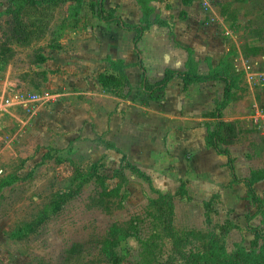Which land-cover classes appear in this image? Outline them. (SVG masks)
<instances>
[{
    "label": "rangeland",
    "instance_id": "obj_1",
    "mask_svg": "<svg viewBox=\"0 0 264 264\" xmlns=\"http://www.w3.org/2000/svg\"><path fill=\"white\" fill-rule=\"evenodd\" d=\"M92 1L84 0L77 18L70 3L29 9L24 20L32 37L25 45H11L13 57L0 60V264H114L115 256L122 264H187L185 256L201 243L187 237L188 233L213 230L222 235L227 224L229 232L223 235L227 250L233 252L236 245L249 249L252 229L262 227L261 216L216 217L213 207L206 213L197 206H185L178 200V191L174 196L164 185L156 188L148 171L133 164L120 148V156L104 154L113 148L119 152L116 140L85 136L76 111L80 108H73L72 120L65 117L72 98L56 88L60 71L37 59L50 51L52 33L63 23L67 27L62 39L80 24L86 30ZM194 1L203 9L216 8L224 19L223 36L234 54L233 73L240 77L233 93L241 98L251 88H264V0ZM8 8L9 0H0V45L7 39ZM28 90L48 91L54 98L37 105L32 113L5 107L9 95ZM217 91L212 90V95ZM126 93V87L113 92L121 98ZM77 173L84 179L81 192L52 214L49 206L54 196L66 191ZM157 192L174 197L169 230L163 216L166 206L153 204L158 201ZM45 211L49 217L35 233L21 241L12 237ZM117 228H133L132 236L110 246L108 254L105 242L117 239L116 233L111 235Z\"/></svg>",
    "mask_w": 264,
    "mask_h": 264
},
{
    "label": "crops",
    "instance_id": "obj_2",
    "mask_svg": "<svg viewBox=\"0 0 264 264\" xmlns=\"http://www.w3.org/2000/svg\"><path fill=\"white\" fill-rule=\"evenodd\" d=\"M149 6L154 10L152 25L136 45L134 31L107 24L93 13L85 31L80 24L71 35L59 39L61 49L52 48L50 42L45 63L60 71L56 88L72 98L65 117L72 120L73 108H80L76 111L82 118L81 132L115 139L119 152L113 148L104 154L127 153L133 164L148 171L156 188L164 185L175 196L184 183L186 194L178 200L185 206H197L206 213L213 207L216 217L255 215L257 206L248 200L247 181L257 180L253 189L264 201V177H258L264 175V120H255L257 109L264 107V88L235 96L222 111V120L234 123L238 130L236 141L227 147L233 172L230 157L207 144L206 125L216 119L206 116L223 101L224 81L196 82L185 90L182 79L175 77L152 97L143 87V68L155 84L166 70L184 72L189 51L199 62L201 75L217 68L231 48L223 36L224 19L216 8L203 9L194 0L189 4L151 0ZM104 9L114 10L126 24H143L137 0H104ZM108 58L125 66L123 72L132 86L126 98L106 93L99 82L102 73L120 75L108 66ZM212 90L218 92L216 96Z\"/></svg>",
    "mask_w": 264,
    "mask_h": 264
},
{
    "label": "trees",
    "instance_id": "obj_3",
    "mask_svg": "<svg viewBox=\"0 0 264 264\" xmlns=\"http://www.w3.org/2000/svg\"><path fill=\"white\" fill-rule=\"evenodd\" d=\"M150 1L151 0H137L143 12V24L135 26L126 24L121 18L116 16L114 10L106 12V10L104 9V0H99L98 3H92L90 5V9L95 17L99 18L107 24L114 23L118 26L123 27L124 29L134 31L136 33V36L134 37V43L136 45L140 41L144 32L148 30L152 25L150 17L154 10L149 6ZM192 1L193 0H184L185 4H189ZM83 2L84 0H9L8 14L10 16V19L7 22V39L3 45H0V60L10 59L13 57L14 51L11 48V45H25L32 37L31 28L24 20V17L29 9H38L44 6L57 7L70 3L74 4L72 7V10L74 11L73 16L77 18L79 16L80 8L83 5ZM66 27L67 24L63 23L61 25V28L58 29L57 32L54 31L52 33V48L61 49L59 39L61 38L60 36L62 35V32ZM233 56V52L229 51V53L225 56V58L217 68L211 67L208 74L201 75L199 73V62L194 59L192 51H189V59L186 63L184 72L166 70L164 77L155 84L150 83V81L148 80L142 62H138V64L143 68L144 71L143 87L145 89V92L148 93L151 97L157 92L164 91L168 84L175 77L182 79L185 90H187L190 85L196 82L221 80L226 83L223 101L217 104V108L213 113H210L206 116L207 118L216 119L214 123L206 125L207 144L210 147H213L219 154H224L230 157L229 167L234 172V165H232L233 161L227 147L229 145H232L236 141L238 137V130L234 123L225 122L222 120V111L235 98L236 94L233 93V91L237 87V81H239L240 79L239 75L237 76L233 73L235 72L233 64L231 62ZM47 60L48 59L45 56L41 55L40 57H38L37 63L43 64ZM107 64L110 68L118 71L120 75L102 73L100 75L99 82L103 90L107 93H113L121 88L126 87L127 93L123 98L128 97V95L131 93L132 86L127 76L123 72L125 67L123 62L113 61L108 58ZM43 75L46 76L45 73H43ZM220 145H224L226 146V148L222 149ZM258 177L261 178L264 177V175ZM83 180L84 179L82 175L80 173H77L69 181L67 190L63 193L60 192L54 196L49 206L52 214H57L58 212H60V210L70 200L79 195L84 184L82 183ZM234 180L236 181V179ZM87 181L88 179H85L84 182ZM255 181L257 180L254 178L251 181H247V186L249 188L248 200L251 202V204L257 206V213L253 216L248 217L261 216L262 227H256L252 229L254 239L251 242L250 248L247 249L244 246L236 245V248L233 252H229L227 250L226 246L223 243V235L229 232L228 224L227 226L222 227V235H218L213 230L209 231L207 234L194 232L188 233V236L186 235L187 237L192 236L194 240H200L201 243L197 245L194 252H191L186 256L184 255L188 262L187 264H264V201L258 198L255 190L253 189V184ZM157 193L159 195L158 201H154L153 204L161 202L166 206L167 214L166 217L165 214H163V216L165 220H167V229L169 230V228H171L173 224L172 220L174 216V197L169 194H163L160 192ZM178 194L179 196H185L186 190L184 183L181 184ZM208 205L209 203L206 206L208 207ZM48 214V211H45L36 220L26 224L23 228H20L19 230L14 232L12 237L21 241L31 234L35 233L49 217ZM133 228H130L128 230L118 228L112 230L111 235L116 233L117 239L105 242L106 247L108 248V254H110L111 251L110 246H115L121 240L127 239L128 237L132 236L131 229ZM171 234L176 237L175 233L171 232ZM112 242L114 243L112 244ZM114 258V264H122L121 258H117L116 256Z\"/></svg>",
    "mask_w": 264,
    "mask_h": 264
},
{
    "label": "built area",
    "instance_id": "obj_4",
    "mask_svg": "<svg viewBox=\"0 0 264 264\" xmlns=\"http://www.w3.org/2000/svg\"><path fill=\"white\" fill-rule=\"evenodd\" d=\"M54 95L48 91L44 93L38 94L36 92L28 91H18L13 95H9L4 100V105L6 108H18L23 111H28L32 113V110L39 104L46 103L52 101ZM256 122H260L264 120V107L259 108L256 111Z\"/></svg>",
    "mask_w": 264,
    "mask_h": 264
}]
</instances>
